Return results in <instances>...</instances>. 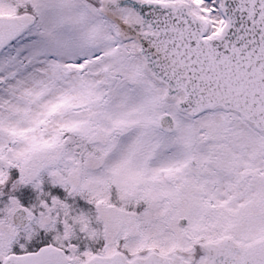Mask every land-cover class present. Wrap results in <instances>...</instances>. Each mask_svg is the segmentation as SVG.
<instances>
[{
	"label": "snow or ice",
	"instance_id": "1",
	"mask_svg": "<svg viewBox=\"0 0 264 264\" xmlns=\"http://www.w3.org/2000/svg\"><path fill=\"white\" fill-rule=\"evenodd\" d=\"M0 264H264V0H0Z\"/></svg>",
	"mask_w": 264,
	"mask_h": 264
}]
</instances>
